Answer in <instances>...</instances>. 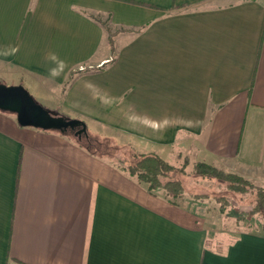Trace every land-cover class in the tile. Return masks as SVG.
<instances>
[{"label": "crops", "instance_id": "crops-1", "mask_svg": "<svg viewBox=\"0 0 264 264\" xmlns=\"http://www.w3.org/2000/svg\"><path fill=\"white\" fill-rule=\"evenodd\" d=\"M0 79L93 135L264 189V0H0ZM0 264H264V233L208 228L0 111Z\"/></svg>", "mask_w": 264, "mask_h": 264}, {"label": "rangeland", "instance_id": "rangeland-1", "mask_svg": "<svg viewBox=\"0 0 264 264\" xmlns=\"http://www.w3.org/2000/svg\"><path fill=\"white\" fill-rule=\"evenodd\" d=\"M100 21L104 27L106 39L113 53L114 38L118 35L119 30L113 28L104 18H101ZM0 84H4L2 79H0ZM7 86L17 85L9 84ZM27 92L37 104L48 110L52 116L61 117L66 120L70 119L61 115L58 109L51 110L46 108V103L39 99L40 96L39 94L37 95L36 92L30 90H27ZM76 130L77 128L68 129L64 134L73 141H80L81 144H87V141H91L93 149L99 154L108 156V159H110L114 166L120 168L122 166L127 167L129 153L132 151L129 146H124L111 139H105L101 137V134L93 135L92 126H89V131L87 130V137L84 135H81V137L76 136L74 133ZM168 162L177 169L178 173H176L175 176L181 180L184 187L183 193L177 197L169 196L161 189L155 190L170 204L173 203L176 207L194 213L197 218H200V222L208 228L213 229L216 227L233 226L237 227L238 230H258L264 233L262 230L264 222L263 217L258 213L252 212L256 193L255 188H248L245 193H234L227 188L228 183L226 182H222L215 178L194 175L193 168L195 164L186 158L169 159ZM120 163L122 166H119ZM214 168L224 174H234L223 169H218L217 167ZM234 175L239 176L237 174ZM243 179L248 181L250 185L256 186L249 180ZM196 195L203 197L195 198L194 196Z\"/></svg>", "mask_w": 264, "mask_h": 264}, {"label": "trees", "instance_id": "trees-1", "mask_svg": "<svg viewBox=\"0 0 264 264\" xmlns=\"http://www.w3.org/2000/svg\"><path fill=\"white\" fill-rule=\"evenodd\" d=\"M75 142L93 154L104 155L97 153L93 149L91 141H87V144H81L80 141L77 140ZM119 166H122L121 163ZM118 168L126 172L129 176L136 178L138 182L144 184L148 192L161 189L164 190L167 195L177 197L184 191L181 180L175 176V174L178 173L177 169L156 154H140L132 150L129 153L127 167L122 166ZM193 173L196 176L215 178L222 182H226L228 183L227 188L234 193H245L248 188H255L256 193L252 212L260 214L264 219L263 188L252 186V184L250 185L248 181L239 176L224 174L216 168L204 163H196L193 168ZM194 197L200 198L203 196L196 195ZM262 230L264 232V222Z\"/></svg>", "mask_w": 264, "mask_h": 264}, {"label": "water", "instance_id": "water-1", "mask_svg": "<svg viewBox=\"0 0 264 264\" xmlns=\"http://www.w3.org/2000/svg\"><path fill=\"white\" fill-rule=\"evenodd\" d=\"M0 111L13 114L18 125L22 127L53 130L60 133L77 128L75 135L87 137L86 125L83 122L52 116L48 110L37 104L21 85L0 84Z\"/></svg>", "mask_w": 264, "mask_h": 264}, {"label": "flooded vegetation", "instance_id": "flooded-vegetation-1", "mask_svg": "<svg viewBox=\"0 0 264 264\" xmlns=\"http://www.w3.org/2000/svg\"><path fill=\"white\" fill-rule=\"evenodd\" d=\"M75 133V132H74ZM77 136V135H76Z\"/></svg>", "mask_w": 264, "mask_h": 264}]
</instances>
